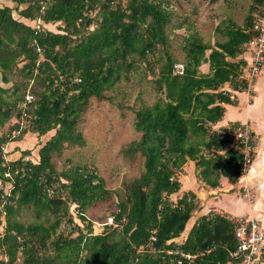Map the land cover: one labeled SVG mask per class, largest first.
I'll return each instance as SVG.
<instances>
[{
    "label": "trees",
    "instance_id": "16d2710c",
    "mask_svg": "<svg viewBox=\"0 0 264 264\" xmlns=\"http://www.w3.org/2000/svg\"><path fill=\"white\" fill-rule=\"evenodd\" d=\"M11 1L21 5L17 14L24 19L14 18L8 6L0 7V71L2 81L7 82V74L18 69L20 79L13 84V93L19 96L5 100L6 90L0 87V124L20 114L17 102L24 104L28 93L32 97L26 103L30 124L18 135L50 136L27 162L23 158L31 152L25 148L7 164L1 158L6 138L0 136V172L3 175L9 168L13 176L9 193L8 178H3L0 188V202L5 200L0 264H177L180 255L166 254L169 249L194 255L182 259V264H236L229 257L237 243L234 221L209 212L187 229L200 208L196 196L186 190L173 201L172 195L182 188L176 173L183 171L188 160L194 162L199 179L213 188L222 176L234 183L243 173L240 151L226 148L229 134L221 135L211 125L222 118L224 103H237L221 90L225 83L232 90L248 89L241 75L246 66L245 44L258 33L253 28V11L241 26L227 20L222 43L213 46L192 38L184 46L180 73L176 60L164 51L154 81L164 95L134 110L139 138L127 148L141 152L143 172L127 186V197L113 204L116 210L111 215L116 222L124 221L112 228L103 224L107 216L96 220L85 213L110 199L113 192L105 187L104 179L80 165L57 171L52 160L67 146L84 144L77 124L89 100L106 99L107 91L116 88L138 61L146 62L147 56L161 50L158 47L167 41L172 10L156 0ZM253 2L264 6L263 0ZM37 18L45 24H61L54 31L33 28L25 21ZM91 24L95 25L92 29ZM19 54L28 62L17 68L14 60ZM202 64H208V72L201 71ZM41 173L45 174L43 182ZM70 204L76 207L74 218ZM23 207L33 210L37 221L21 222L18 216ZM65 217L75 230L57 233ZM183 233L186 236L181 240Z\"/></svg>",
    "mask_w": 264,
    "mask_h": 264
},
{
    "label": "rangeland",
    "instance_id": "374dc122",
    "mask_svg": "<svg viewBox=\"0 0 264 264\" xmlns=\"http://www.w3.org/2000/svg\"><path fill=\"white\" fill-rule=\"evenodd\" d=\"M122 1L125 2V0ZM156 1L163 2V6L168 8V10H172L171 22L166 29L167 41L165 45L158 47L161 50L155 56H147L148 60L146 62L138 61L133 69L127 71L126 76L116 85V88L107 91L106 99L92 97L89 100V104L77 124L78 130L84 137V144L67 146L60 155L54 156L52 160L57 171L76 165H80L86 170L91 169L104 179L105 187L112 190L113 193L109 200L93 206L85 212L91 219L111 215V212L116 210L113 204L127 197V186H130L143 172L144 157L141 152L128 151L127 148L132 140L139 138V133L134 128V110L142 106L151 105L164 95L158 89L157 83L154 82L158 78L156 75L158 65L165 59L164 51L176 60L175 68L180 73L185 60L184 46L188 45L192 38H199L202 43H209L214 46L215 43H222L226 40L224 25L228 19L241 26L245 17L253 11V24L255 25L256 22L260 23L263 18L261 13L264 14V6L261 4L256 5L253 0ZM5 6L11 8V14L14 18L17 20L24 19L17 14L19 8L21 9V5L18 7L11 0H0V7ZM25 21L33 28L54 31H57L61 24L59 22L45 24L38 18L35 21ZM93 27L95 25L91 24L89 28L92 29ZM11 46L14 47V45ZM208 53L209 51L207 50L205 54ZM25 62L27 63L28 60L20 54L14 60L17 68H20ZM151 68H153L154 74H151ZM200 69L201 71L204 70L203 72H208V64H202ZM14 71L7 74L9 78L7 82L2 81V73L0 71V87L6 90L2 97L9 101H13L19 96L13 93V84H16L20 79L18 69ZM30 85L31 82L28 83L26 89H29ZM226 85L223 86L226 87ZM19 93L22 94V91ZM228 93L230 98L234 94V100L238 101L237 94L234 91H228ZM21 102H17L18 108L21 109L20 114L11 116L0 124V136H5L6 138L4 144L6 145L7 161L2 159L4 164L16 160L19 157L18 154L21 153L20 151L25 148L31 152L28 156L32 155V153L35 154L38 145H41L43 140L50 136L47 134L45 137H37L36 141L34 140L33 143L29 142L28 146L24 147L27 143L26 139L31 137H27L29 135L28 132L26 138L24 135L22 136L23 133L17 134L18 128L21 127L23 130L30 124L27 119L28 114H23V102ZM16 111L17 107L14 112ZM217 126L213 125L212 129L218 131L224 127ZM35 135H32V137ZM18 136H22L21 138L25 139V142H19L15 146L12 145V143H16ZM21 147L24 148L22 149ZM69 209L74 218L77 213L76 207L70 204ZM19 212L18 219L25 225L37 221L34 217V211L30 208H20ZM47 214L50 222L53 221V216L49 213ZM0 215L1 225V211ZM73 218H71L72 222H74ZM72 224L68 223L67 217H65L58 227L57 233L63 232L67 234L68 228L75 230ZM1 233L3 231L0 226Z\"/></svg>",
    "mask_w": 264,
    "mask_h": 264
},
{
    "label": "crops",
    "instance_id": "0c3cea01",
    "mask_svg": "<svg viewBox=\"0 0 264 264\" xmlns=\"http://www.w3.org/2000/svg\"><path fill=\"white\" fill-rule=\"evenodd\" d=\"M225 84H227L226 87H224ZM225 84L221 89L231 91L229 83ZM235 93L237 94V103L234 105L223 104L225 112L215 127L217 125L225 127L232 122L249 123L255 133L254 157L248 170L236 182L231 183L222 176L219 186L215 188L206 185L199 179L193 161L188 160L185 163L183 171L176 173L182 183V188L179 193L172 195V200L175 201L186 190L195 194L200 208L192 214L187 223V229L200 216L209 212L225 215L227 218L240 216L256 218L264 228V67L247 91H235ZM28 133L29 135L24 137L31 138L26 139L27 143L24 147L37 139L36 133ZM32 135L35 136L32 137ZM47 139L45 138V140ZM19 142L24 143L25 139L18 140L12 145L15 146ZM2 178L4 177L2 176ZM185 234L181 235V240L184 239ZM181 240L179 239L180 242H182ZM262 264H264V260Z\"/></svg>",
    "mask_w": 264,
    "mask_h": 264
},
{
    "label": "built area",
    "instance_id": "2783aa9c",
    "mask_svg": "<svg viewBox=\"0 0 264 264\" xmlns=\"http://www.w3.org/2000/svg\"><path fill=\"white\" fill-rule=\"evenodd\" d=\"M264 18V16H263ZM263 18L260 20V23L256 22L254 25V30H257V35H255L248 43L245 44V49L243 52V58L246 61V66L243 67L241 78L246 79L250 85L252 81L259 75L261 70L264 67V23ZM248 54V55H246ZM226 91V90H223ZM232 94L231 98H234ZM31 102V96L29 94L25 95V101L23 104V114L26 115V103ZM217 123V122H216ZM212 124L211 126L215 125ZM238 126L235 128H230L229 124L225 127H222L218 130L221 135L225 132L229 134V142L226 144V148L239 150L243 158L241 161L243 173L245 174L252 162V152L254 151L255 143V133L250 127L249 123L238 122ZM21 131V127L17 129V134ZM6 145H2V158L7 161L6 158ZM29 160V156L26 155L23 158L24 162ZM14 172H18L17 168L14 169ZM240 176V177H241ZM4 178L10 180L7 192L9 193L10 188L12 187L13 176L11 170L8 168L3 173ZM41 182L45 179V174L41 173L39 175ZM54 186V184L52 185ZM4 197V196H2ZM5 200L3 199L0 202V211L3 209ZM228 219L234 221L235 227L233 230L234 238L237 243L235 248L229 252V257L231 260L236 261V264H262L264 260V228L261 226L259 220L256 218L240 216V217H228ZM124 218L120 222H116L113 215H108L105 223L112 228H119V224L123 223ZM150 241H155V236L152 234L150 236ZM150 250H154L152 245L149 246ZM143 250L141 247L138 251ZM166 254L178 253L180 258L177 260V264H182V259L190 260L194 255L182 252L181 250L173 251L171 249L165 251Z\"/></svg>",
    "mask_w": 264,
    "mask_h": 264
},
{
    "label": "flooded vegetation",
    "instance_id": "af4514ba",
    "mask_svg": "<svg viewBox=\"0 0 264 264\" xmlns=\"http://www.w3.org/2000/svg\"><path fill=\"white\" fill-rule=\"evenodd\" d=\"M1 158H2V155H1ZM8 163V162H7ZM2 173L0 172V188H2L3 187V178H2V176L3 175H1Z\"/></svg>",
    "mask_w": 264,
    "mask_h": 264
},
{
    "label": "clouds",
    "instance_id": "9594fccd",
    "mask_svg": "<svg viewBox=\"0 0 264 264\" xmlns=\"http://www.w3.org/2000/svg\"><path fill=\"white\" fill-rule=\"evenodd\" d=\"M253 81H254V80H253ZM253 81H252V83H253ZM252 83H251V84H252ZM251 84H250V85H251ZM250 85L248 86V88L250 87ZM231 91H234V92H235L236 90H232V89H231ZM245 91H246V90H245ZM239 92H240V91H239ZM2 145H5V144H2ZM2 145H1V147H2Z\"/></svg>",
    "mask_w": 264,
    "mask_h": 264
}]
</instances>
